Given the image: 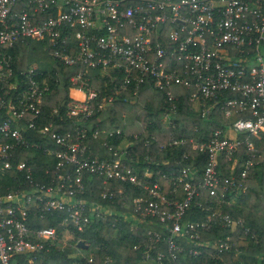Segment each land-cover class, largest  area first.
I'll list each match as a JSON object with an SVG mask.
<instances>
[{"label":"built area","instance_id":"built-area-1","mask_svg":"<svg viewBox=\"0 0 264 264\" xmlns=\"http://www.w3.org/2000/svg\"><path fill=\"white\" fill-rule=\"evenodd\" d=\"M26 41L42 43L49 56L64 66L84 67L70 79L66 120L86 121L94 109L111 104L116 96L135 98L146 85L163 95L167 126L169 115L176 112L172 91L178 88L187 92L190 109L201 117L219 109L223 117L234 120L221 137L215 131L208 142L189 141L192 150L205 154V165L199 179L192 168L179 170L173 184L180 186L182 197L168 201L157 183L141 182L150 175L147 168L139 178L116 152L109 160L91 157L82 130L61 133L52 116L43 122L41 103L48 86L42 74L34 66L18 72L12 68L11 51ZM95 69L104 78L102 92L108 90V96L88 84L87 73ZM51 114L57 116L56 110ZM31 130L38 140L29 135ZM97 134L93 131L92 138ZM137 137L133 134L130 142ZM261 137L264 0H0V179L13 172L8 177L14 186L0 192V264H40L62 233L81 232L97 220L104 222L111 209L80 197L93 175L103 185L141 186L147 197L130 200L132 220H158L168 233L165 252L174 261L182 250L174 238L198 237L197 226L182 221L198 190L221 203L240 187L233 176L222 181L217 176L218 156L230 160L243 145L238 173L243 180L250 168L264 164V151H257L251 141ZM166 144L179 146L181 141L170 136ZM18 150L31 152L17 155ZM33 151L47 158L44 177L54 175L45 183L32 177ZM114 189L122 193L120 186ZM106 195L111 199V191L102 198ZM47 215L56 217V225L62 228L59 236L56 226H35L33 219ZM222 220L229 224L227 216ZM147 235L148 242L159 241V233ZM228 247L213 244L215 252ZM162 259L158 252L156 264Z\"/></svg>","mask_w":264,"mask_h":264},{"label":"trees","instance_id":"trees-1","mask_svg":"<svg viewBox=\"0 0 264 264\" xmlns=\"http://www.w3.org/2000/svg\"><path fill=\"white\" fill-rule=\"evenodd\" d=\"M11 53L14 72L34 66L48 86L41 103L43 122L44 118L52 116L54 125L61 133L82 130L85 133L83 143L91 157L109 160L116 152L121 162L132 168L139 178L147 168L150 175L141 182L148 185L157 183L168 201L182 197L180 186L173 184L179 170L192 168L196 179H199L201 169L205 165V154L192 150L189 141L208 142L213 138L215 131H219L221 137L229 130L234 120L223 117L219 109H213L211 114L201 117L190 109L187 92L178 88L172 91L176 99V112L169 115L171 124L167 126L163 120L167 113L163 95L153 91L149 85L141 87L135 98L124 100L123 96H116L111 104L98 110L94 109L92 116L86 121L66 120L65 104L68 102L70 79L84 67L62 65L49 56L40 42L17 43ZM87 75L90 78L88 84L92 89L101 91L100 95L110 94L108 90L102 92L104 78L99 70H91ZM53 109L56 110L57 116L51 114ZM57 117L62 119L57 120ZM95 130L97 137L92 138ZM101 131L105 133L100 134ZM133 134L138 136L137 140L130 142ZM29 135L35 138L32 130ZM170 136L176 141H181V145L167 146L166 142ZM38 137L35 140H38ZM251 141L257 151H264V138H251ZM104 142L107 145L105 147L102 146ZM122 143L126 146L120 148L122 152H117L116 147H121ZM26 151L31 152L18 150L16 154L23 155ZM244 151L243 145H240L230 160L223 154L217 158V176L221 181L233 176L237 184H240V187L236 188V194L226 196L218 203L214 197L198 190L197 195L188 204L182 221L196 225L198 237L193 240L174 238L176 245L182 249L177 253L176 260L171 261L165 252L168 233L158 220H152L150 223H136L132 220L131 229L123 220V215L131 216L130 200L133 197H147L141 186L126 183L103 185L101 178L93 175L90 177L87 191L80 197L110 208L111 215L105 218L104 222L97 220L88 228L73 232L72 235L76 251L85 252L96 248L94 254L82 258L71 257L68 251L60 250L54 242L48 252L39 259L40 264H88L89 257V264H156L154 259L158 252L163 254L161 264H264V164L250 168L246 178L240 180L238 173ZM31 159L34 162L31 174L36 182L45 183L49 177L54 176L52 174L44 177L42 167L47 166L44 163L47 158L40 152L33 151ZM12 173L4 174L0 179V192L14 188L8 177ZM118 186L122 189L120 195L114 189ZM108 190L111 191V199H108V195L102 198V194ZM223 216H227L229 224L222 220ZM33 222L38 227L56 226L57 235L61 233L62 228L56 225L57 220L53 215H47L43 220L33 219ZM201 224H206V227H199ZM114 230H117L116 236H112ZM147 232L159 233V241L148 242ZM78 241L86 245L85 250L77 247ZM214 243H226L229 247L225 251L215 252ZM190 250L196 254L189 253Z\"/></svg>","mask_w":264,"mask_h":264},{"label":"rangeland","instance_id":"rangeland-1","mask_svg":"<svg viewBox=\"0 0 264 264\" xmlns=\"http://www.w3.org/2000/svg\"><path fill=\"white\" fill-rule=\"evenodd\" d=\"M71 96L75 97V94L71 93ZM125 146H126V144L122 143L120 148H124ZM123 220L128 223V228L131 229L133 227L132 226V224H133L132 216H130V214H125V216L123 215ZM103 231L105 232V229H103ZM123 231H125V230H123ZM116 233H117V230H114L112 232V236H116ZM73 240H74V237L72 234L62 233L58 237V239L55 243V246H57V248H59L60 250L68 251V255L71 257L80 256L82 258V257L89 256L91 254H94L93 252H95L96 248H93V249L90 248L88 251H85V252L76 251L73 247ZM104 264H106V263H104ZM143 264H150V262H145Z\"/></svg>","mask_w":264,"mask_h":264},{"label":"water","instance_id":"water-1","mask_svg":"<svg viewBox=\"0 0 264 264\" xmlns=\"http://www.w3.org/2000/svg\"><path fill=\"white\" fill-rule=\"evenodd\" d=\"M77 247H78V248H81V249H83V250L86 249V245H84L81 241H78V242H77Z\"/></svg>","mask_w":264,"mask_h":264},{"label":"bare ground","instance_id":"bare-ground-1","mask_svg":"<svg viewBox=\"0 0 264 264\" xmlns=\"http://www.w3.org/2000/svg\"><path fill=\"white\" fill-rule=\"evenodd\" d=\"M73 94H76V95L78 96V94H77V93H73Z\"/></svg>","mask_w":264,"mask_h":264}]
</instances>
